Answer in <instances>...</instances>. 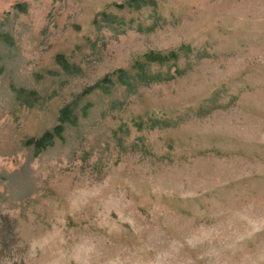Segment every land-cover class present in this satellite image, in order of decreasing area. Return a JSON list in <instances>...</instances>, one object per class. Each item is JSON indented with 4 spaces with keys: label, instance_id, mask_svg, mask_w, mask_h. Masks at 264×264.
Listing matches in <instances>:
<instances>
[{
    "label": "rangeland",
    "instance_id": "1",
    "mask_svg": "<svg viewBox=\"0 0 264 264\" xmlns=\"http://www.w3.org/2000/svg\"><path fill=\"white\" fill-rule=\"evenodd\" d=\"M0 264H264V0H0Z\"/></svg>",
    "mask_w": 264,
    "mask_h": 264
},
{
    "label": "trees",
    "instance_id": "2",
    "mask_svg": "<svg viewBox=\"0 0 264 264\" xmlns=\"http://www.w3.org/2000/svg\"><path fill=\"white\" fill-rule=\"evenodd\" d=\"M150 60L154 62H161L158 57H154V59H150ZM60 131H61L60 127H55V130H54L55 133H59ZM51 138H52V134L47 133L41 138L34 140L30 144H32L34 148L43 149L50 142Z\"/></svg>",
    "mask_w": 264,
    "mask_h": 264
}]
</instances>
